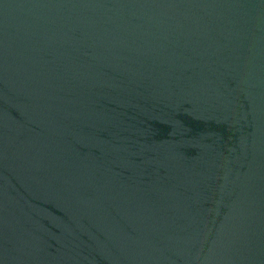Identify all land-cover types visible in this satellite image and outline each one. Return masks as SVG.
I'll use <instances>...</instances> for the list:
<instances>
[{"label": "water", "instance_id": "water-1", "mask_svg": "<svg viewBox=\"0 0 264 264\" xmlns=\"http://www.w3.org/2000/svg\"><path fill=\"white\" fill-rule=\"evenodd\" d=\"M0 264H264V0H0Z\"/></svg>", "mask_w": 264, "mask_h": 264}]
</instances>
